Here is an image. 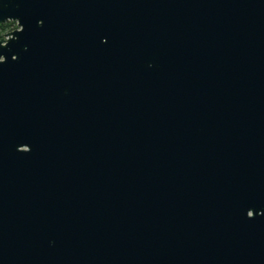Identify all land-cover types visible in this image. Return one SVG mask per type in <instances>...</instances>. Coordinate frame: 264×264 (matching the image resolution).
Instances as JSON below:
<instances>
[{
  "label": "water",
  "instance_id": "95a60500",
  "mask_svg": "<svg viewBox=\"0 0 264 264\" xmlns=\"http://www.w3.org/2000/svg\"><path fill=\"white\" fill-rule=\"evenodd\" d=\"M0 264H264V0H0Z\"/></svg>",
  "mask_w": 264,
  "mask_h": 264
},
{
  "label": "rangeland",
  "instance_id": "374dc122",
  "mask_svg": "<svg viewBox=\"0 0 264 264\" xmlns=\"http://www.w3.org/2000/svg\"><path fill=\"white\" fill-rule=\"evenodd\" d=\"M15 28H16V26L13 25V29H15ZM10 31H12V30H7V28H6L5 30H1V29H0V36H1V38L5 37L4 34L10 32Z\"/></svg>",
  "mask_w": 264,
  "mask_h": 264
},
{
  "label": "flooded vegetation",
  "instance_id": "af4514ba",
  "mask_svg": "<svg viewBox=\"0 0 264 264\" xmlns=\"http://www.w3.org/2000/svg\"><path fill=\"white\" fill-rule=\"evenodd\" d=\"M6 23H8V24H10L9 25V28H7L8 27V25H7V30H13V25H15L16 26V24H12L11 22H9V21H7V22H5V23H3V24H6ZM0 25H2V24H0ZM16 28H17V26H16Z\"/></svg>",
  "mask_w": 264,
  "mask_h": 264
},
{
  "label": "trees",
  "instance_id": "16d2710c",
  "mask_svg": "<svg viewBox=\"0 0 264 264\" xmlns=\"http://www.w3.org/2000/svg\"><path fill=\"white\" fill-rule=\"evenodd\" d=\"M7 25H8V27H7ZM9 25H10V24H8V23H6V24H2V25H0V29H1V30H5L6 27L9 28ZM0 38H1V36H0Z\"/></svg>",
  "mask_w": 264,
  "mask_h": 264
}]
</instances>
